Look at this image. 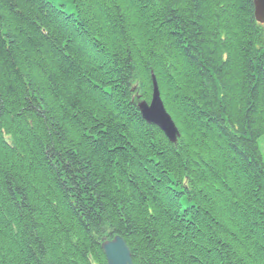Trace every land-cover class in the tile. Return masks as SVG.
<instances>
[{
    "label": "trees",
    "instance_id": "obj_1",
    "mask_svg": "<svg viewBox=\"0 0 264 264\" xmlns=\"http://www.w3.org/2000/svg\"><path fill=\"white\" fill-rule=\"evenodd\" d=\"M263 138L254 0H0V264H264Z\"/></svg>",
    "mask_w": 264,
    "mask_h": 264
},
{
    "label": "water",
    "instance_id": "obj_2",
    "mask_svg": "<svg viewBox=\"0 0 264 264\" xmlns=\"http://www.w3.org/2000/svg\"><path fill=\"white\" fill-rule=\"evenodd\" d=\"M255 17L264 24V0H254ZM153 94L151 102L139 103V110L144 121L158 127L172 144H176L180 138V132L171 115L167 112L157 80L152 75ZM107 256L108 264H133L131 251L127 242L121 237L107 241L102 245Z\"/></svg>",
    "mask_w": 264,
    "mask_h": 264
},
{
    "label": "rangeland",
    "instance_id": "obj_3",
    "mask_svg": "<svg viewBox=\"0 0 264 264\" xmlns=\"http://www.w3.org/2000/svg\"><path fill=\"white\" fill-rule=\"evenodd\" d=\"M60 3H61L60 1H57L56 5H60ZM260 149L264 158V138L260 141Z\"/></svg>",
    "mask_w": 264,
    "mask_h": 264
},
{
    "label": "bare ground",
    "instance_id": "obj_4",
    "mask_svg": "<svg viewBox=\"0 0 264 264\" xmlns=\"http://www.w3.org/2000/svg\"><path fill=\"white\" fill-rule=\"evenodd\" d=\"M116 237H121L122 239H124L121 235H116L115 237H113V239H109L108 241H112V240H114ZM107 242V241H106ZM105 242V243H106ZM104 244V243H103ZM129 247V246H128ZM130 249V248H129ZM102 250H103V248H102ZM130 251H131V249H130ZM103 253H104V255H105V258H106V260H107V256H106V254H105V252H104V250H103ZM131 255H132V252H131ZM132 260H133V256H132ZM107 264H108V261H107ZM133 264H134V262H133Z\"/></svg>",
    "mask_w": 264,
    "mask_h": 264
}]
</instances>
